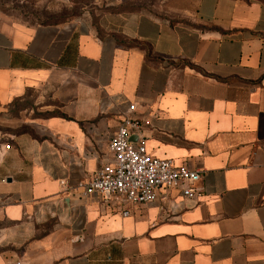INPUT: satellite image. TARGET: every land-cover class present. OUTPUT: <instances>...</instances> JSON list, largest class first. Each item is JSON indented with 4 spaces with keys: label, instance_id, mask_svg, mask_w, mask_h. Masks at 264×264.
Returning <instances> with one entry per match:
<instances>
[{
    "label": "crops",
    "instance_id": "0c3cea01",
    "mask_svg": "<svg viewBox=\"0 0 264 264\" xmlns=\"http://www.w3.org/2000/svg\"><path fill=\"white\" fill-rule=\"evenodd\" d=\"M20 1L79 9H0V264H264V3ZM131 104L150 154L202 172L182 209L162 190L125 217L62 186L111 159Z\"/></svg>",
    "mask_w": 264,
    "mask_h": 264
},
{
    "label": "built area",
    "instance_id": "2783aa9c",
    "mask_svg": "<svg viewBox=\"0 0 264 264\" xmlns=\"http://www.w3.org/2000/svg\"><path fill=\"white\" fill-rule=\"evenodd\" d=\"M136 109V104H131L121 114V124L108 144L111 159L87 180H79L74 186L62 181V186L82 198L94 197L125 217L130 215V208L157 202L162 190H178L183 201H171L169 206L173 210L182 209L185 200L200 197L196 184L202 172L150 154L143 140L144 121L134 116ZM136 136L140 138L138 143L132 141Z\"/></svg>",
    "mask_w": 264,
    "mask_h": 264
},
{
    "label": "rangeland",
    "instance_id": "374dc122",
    "mask_svg": "<svg viewBox=\"0 0 264 264\" xmlns=\"http://www.w3.org/2000/svg\"><path fill=\"white\" fill-rule=\"evenodd\" d=\"M158 0H137L133 3L126 4L125 6L127 8H135V9H146L153 3H155ZM245 1H259L263 2L264 0H245ZM76 9H79V7H74ZM0 9L7 10L9 12H13L15 14H18L21 19H24L26 21L30 22H44V21H66L70 19V17H74L77 12L76 9L73 10L72 14L71 12H66L64 9L63 10H57L55 13L51 12L49 14H45L42 16H39V14H31V15H26V11L32 9V6L28 3H22L20 0H0ZM24 107H27V114L29 116L35 117L39 115L38 110H40L39 107V102L35 101L34 99H29L27 102L22 103ZM17 107V104L15 105V108ZM0 129H2L0 127ZM2 131H4L2 129Z\"/></svg>",
    "mask_w": 264,
    "mask_h": 264
},
{
    "label": "trees",
    "instance_id": "16d2710c",
    "mask_svg": "<svg viewBox=\"0 0 264 264\" xmlns=\"http://www.w3.org/2000/svg\"><path fill=\"white\" fill-rule=\"evenodd\" d=\"M239 1H243V2H248V1H245V0H239ZM121 10L125 9V10H135V8L131 9V8H127L126 6H123L120 8ZM75 17V16H74ZM56 23H59V21H56ZM129 46H135V47H141L140 45L138 44H135V43H130ZM22 132V131H21Z\"/></svg>",
    "mask_w": 264,
    "mask_h": 264
}]
</instances>
